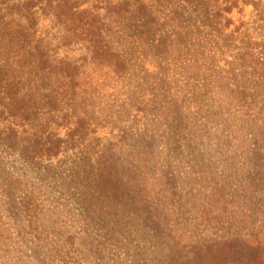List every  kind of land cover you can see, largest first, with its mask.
<instances>
[{
    "label": "rangeland",
    "instance_id": "1",
    "mask_svg": "<svg viewBox=\"0 0 264 264\" xmlns=\"http://www.w3.org/2000/svg\"><path fill=\"white\" fill-rule=\"evenodd\" d=\"M28 1L0 0V264L264 247V0H72V25Z\"/></svg>",
    "mask_w": 264,
    "mask_h": 264
},
{
    "label": "trees",
    "instance_id": "2",
    "mask_svg": "<svg viewBox=\"0 0 264 264\" xmlns=\"http://www.w3.org/2000/svg\"><path fill=\"white\" fill-rule=\"evenodd\" d=\"M38 1H40V0H29L26 3L24 2V5H23V12L24 13L23 14L26 15L27 17H32L34 14L32 9L36 5V3H38ZM243 1H244V3L247 2V0H243ZM70 2L74 3V1H72V0H59L58 3H56L55 5L50 4L48 7L50 10L53 11L54 14H56V16L59 20H62L64 22H68L72 25V24H75V22H76L74 15L82 14L83 10H81V11L75 10L74 11L72 9L73 7L68 8V5ZM75 2L82 4L83 0H78ZM41 4H42V0H41ZM127 5L131 6V3L129 0L127 1ZM140 8H142L144 11L147 12V6L143 2V0H141ZM78 19H79V24L74 25V27L68 26L67 30L70 32L71 35H73L77 32V28H80V31H81V29L83 30L81 32V34L82 35L85 34V36L82 39H84V40H86V42H88V51H89L91 57L93 59H96V58L97 59H101V58L107 59L106 57L108 55H111V56H114L116 58V62H113L115 64L114 67H116L118 69L124 68L125 61H124V59L120 58V57H122V56H120V54H118V53L117 54H112V53H109V54L106 53L105 54L104 48L106 47L108 50H110V47L106 43H105V45L103 44L104 41L106 42V40H104L105 37L102 36V31H100L101 28L98 27L97 32L93 33V35L95 37H98L99 40L95 39V37H92L91 34H88L90 32L84 33V30H86V29L83 28L84 26H82V24L85 25V23H83L82 18H78ZM45 61L46 62L48 61V57L46 56V53L44 51L40 50V63L44 64ZM119 61H120V63H119ZM66 63L68 64V66H67L68 70L62 71L61 74L69 75L71 78L75 77V71L76 70L80 71V68L78 66H72L71 63H68V62H66ZM71 70H73V71H71ZM11 85H13V84H11ZM13 89H14V87H13ZM14 91H15V89H14ZM14 91H13V94H14ZM17 182L20 185H22V187L24 186V182H22L20 180H17ZM22 204L27 209H33L34 208V206H33L34 204L31 200V198L28 197L27 194L23 195ZM263 248L264 247L260 246V244H259V246H257L256 248H249L248 252L245 255H241V253H243V251L241 250L240 254L233 259L232 258L226 259L223 257L222 254L211 255L210 256V258L212 259L211 264H264V249ZM186 261L188 264H196L195 261H200V258L196 254L195 258L186 259Z\"/></svg>",
    "mask_w": 264,
    "mask_h": 264
}]
</instances>
